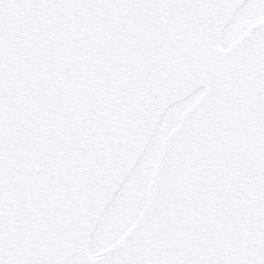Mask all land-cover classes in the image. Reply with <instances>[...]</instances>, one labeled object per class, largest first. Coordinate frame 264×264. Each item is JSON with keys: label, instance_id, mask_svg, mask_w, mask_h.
<instances>
[{"label": "water", "instance_id": "95a60500", "mask_svg": "<svg viewBox=\"0 0 264 264\" xmlns=\"http://www.w3.org/2000/svg\"><path fill=\"white\" fill-rule=\"evenodd\" d=\"M247 1L0 0L3 264L260 257L264 20L221 46ZM200 90L173 108L139 214L92 253L164 115Z\"/></svg>", "mask_w": 264, "mask_h": 264}, {"label": "rangeland", "instance_id": "374dc122", "mask_svg": "<svg viewBox=\"0 0 264 264\" xmlns=\"http://www.w3.org/2000/svg\"><path fill=\"white\" fill-rule=\"evenodd\" d=\"M263 18L264 0H249L238 11L225 35L246 30ZM172 115L173 108L166 113L145 155L102 216L91 243L92 252H99L115 243L142 209L151 171Z\"/></svg>", "mask_w": 264, "mask_h": 264}, {"label": "snow or ice", "instance_id": "6c2138e0", "mask_svg": "<svg viewBox=\"0 0 264 264\" xmlns=\"http://www.w3.org/2000/svg\"><path fill=\"white\" fill-rule=\"evenodd\" d=\"M0 264H3V261H0ZM244 264H264V252L261 253L258 259L247 260Z\"/></svg>", "mask_w": 264, "mask_h": 264}, {"label": "flooded vegetation", "instance_id": "af4514ba", "mask_svg": "<svg viewBox=\"0 0 264 264\" xmlns=\"http://www.w3.org/2000/svg\"><path fill=\"white\" fill-rule=\"evenodd\" d=\"M226 32H227V30L224 32V34H223V37H222V44H223V42L227 39L226 38V36H225V34H226ZM235 35V34H234ZM231 36L232 35H230V39H231ZM232 42V41H231ZM231 42H229V43H231ZM228 43V44H229ZM200 94V92H198V95ZM183 105V103H180V104H177V105H175V106H173V108H175V107H178V106H182ZM190 106V104H188V106H183L182 108H181V113L187 108V107H189ZM180 113V114H181Z\"/></svg>", "mask_w": 264, "mask_h": 264}]
</instances>
